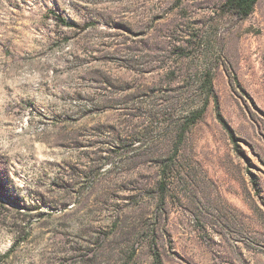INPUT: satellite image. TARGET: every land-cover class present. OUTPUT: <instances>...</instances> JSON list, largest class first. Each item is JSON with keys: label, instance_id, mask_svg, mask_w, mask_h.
Returning a JSON list of instances; mask_svg holds the SVG:
<instances>
[{"label": "rangeland", "instance_id": "rangeland-1", "mask_svg": "<svg viewBox=\"0 0 264 264\" xmlns=\"http://www.w3.org/2000/svg\"><path fill=\"white\" fill-rule=\"evenodd\" d=\"M225 1L0 0V264H264V0Z\"/></svg>", "mask_w": 264, "mask_h": 264}, {"label": "trees", "instance_id": "trees-1", "mask_svg": "<svg viewBox=\"0 0 264 264\" xmlns=\"http://www.w3.org/2000/svg\"><path fill=\"white\" fill-rule=\"evenodd\" d=\"M258 1L259 0H226L224 3V6L228 10H232V11L236 12L237 14H239L241 17L245 18V17H248L254 11L255 6H256ZM55 16L57 17V19L59 21H61L65 25H68V26H76L77 25L76 23H72L65 18H62V17L57 16V15H55ZM208 87L210 88V90H213V81H212L211 77L208 79ZM215 101H216V114H217L218 119L220 120L222 125L232 134L233 138L236 139V137L233 134L232 128L230 127V125L228 124V122L226 121V119L224 118V116L222 115V113L220 111V107H219V103H218L217 99H215ZM204 111H205V108H202L200 111L192 113V115H190L188 117L186 125L195 124L202 117ZM0 196H2L1 193H0ZM38 208L39 207H37V209ZM152 231L155 234L154 229H152ZM18 232L19 233L23 232L25 237H28V235H29V231H27V229H24V231H18ZM154 239H155V235L153 236V240H152V243L155 246V248L153 249L154 263L155 264H163L161 254H160L159 250L156 248V244H155ZM17 244H18V242L16 241L12 245L11 249L7 252L8 256L15 250V247L17 246Z\"/></svg>", "mask_w": 264, "mask_h": 264}]
</instances>
